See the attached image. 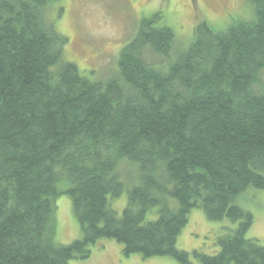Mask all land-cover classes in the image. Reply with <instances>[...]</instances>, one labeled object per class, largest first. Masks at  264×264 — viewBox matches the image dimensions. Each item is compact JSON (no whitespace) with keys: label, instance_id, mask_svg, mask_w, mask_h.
Returning <instances> with one entry per match:
<instances>
[{"label":"trees","instance_id":"16d2710c","mask_svg":"<svg viewBox=\"0 0 264 264\" xmlns=\"http://www.w3.org/2000/svg\"><path fill=\"white\" fill-rule=\"evenodd\" d=\"M59 1L0 0V264H69L104 238L124 256L264 264L236 203L264 190V0L223 30L198 22L186 47L160 12L141 18L106 80L64 60ZM124 191L118 215L109 200ZM63 194L81 228L66 244L55 239ZM193 208L237 222L217 253L177 248Z\"/></svg>","mask_w":264,"mask_h":264},{"label":"rangeland","instance_id":"374dc122","mask_svg":"<svg viewBox=\"0 0 264 264\" xmlns=\"http://www.w3.org/2000/svg\"><path fill=\"white\" fill-rule=\"evenodd\" d=\"M58 3L62 11L55 25L69 39L64 60L74 63L80 74L90 80H106L115 75L121 48L136 33L140 19L156 12H160L161 16L157 25L171 28L181 47L190 43L194 27L202 20L215 30H223L233 21H250L254 17L253 7L246 0H60ZM132 168L130 172L136 180L134 166ZM126 175L125 178L130 176L129 173ZM109 202L120 215L126 205V191ZM169 203L176 206L174 199L169 198ZM236 203L253 216L246 236L255 238L264 246V190L248 188ZM156 217L157 209L153 208L147 214V219ZM55 223L58 243L66 244L81 237V228L67 194L56 199ZM236 226L237 222L226 218L210 221L203 210L193 208L188 213L187 224L177 237L176 246L187 252L199 250L205 254H215L219 251L217 235L224 228L233 229ZM69 264L179 263L171 257L144 259L137 254L124 256L120 243L104 238L91 247L88 258L72 259Z\"/></svg>","mask_w":264,"mask_h":264}]
</instances>
